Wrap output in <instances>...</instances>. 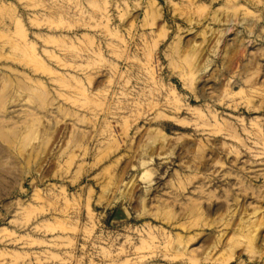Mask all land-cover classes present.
<instances>
[{"label":"rangeland","instance_id":"374dc122","mask_svg":"<svg viewBox=\"0 0 264 264\" xmlns=\"http://www.w3.org/2000/svg\"><path fill=\"white\" fill-rule=\"evenodd\" d=\"M0 264H264V0H0Z\"/></svg>","mask_w":264,"mask_h":264},{"label":"clouds","instance_id":"9594fccd","mask_svg":"<svg viewBox=\"0 0 264 264\" xmlns=\"http://www.w3.org/2000/svg\"><path fill=\"white\" fill-rule=\"evenodd\" d=\"M54 130V129H53ZM50 134L48 133L47 130H45L43 133L39 134L38 138H33L31 143H34L38 146V148H43L44 145L48 142L47 137ZM31 143L29 144V147H31Z\"/></svg>","mask_w":264,"mask_h":264}]
</instances>
